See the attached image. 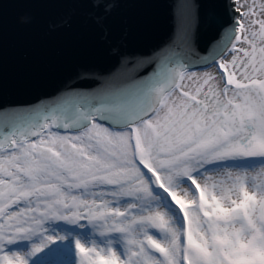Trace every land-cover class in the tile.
I'll return each instance as SVG.
<instances>
[{
  "label": "snow or ice",
  "instance_id": "snow-or-ice-1",
  "mask_svg": "<svg viewBox=\"0 0 264 264\" xmlns=\"http://www.w3.org/2000/svg\"><path fill=\"white\" fill-rule=\"evenodd\" d=\"M32 2L108 64L28 101L0 71V264H264V0H175L147 50L137 0Z\"/></svg>",
  "mask_w": 264,
  "mask_h": 264
},
{
  "label": "water",
  "instance_id": "water-1",
  "mask_svg": "<svg viewBox=\"0 0 264 264\" xmlns=\"http://www.w3.org/2000/svg\"><path fill=\"white\" fill-rule=\"evenodd\" d=\"M146 6L121 7L117 20L130 26L129 44L147 50L164 40L173 27L172 5L175 0H137ZM0 11V71L6 76L9 101H28L52 92L80 67L104 68L108 59L99 36L87 32L74 36L65 30L51 33L63 9L32 2H6ZM32 23L23 26V19Z\"/></svg>",
  "mask_w": 264,
  "mask_h": 264
}]
</instances>
